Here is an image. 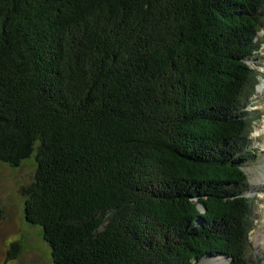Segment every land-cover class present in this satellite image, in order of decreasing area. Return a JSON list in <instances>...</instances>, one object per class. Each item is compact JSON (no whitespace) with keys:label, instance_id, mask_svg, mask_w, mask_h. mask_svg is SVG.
<instances>
[{"label":"trees","instance_id":"trees-1","mask_svg":"<svg viewBox=\"0 0 264 264\" xmlns=\"http://www.w3.org/2000/svg\"><path fill=\"white\" fill-rule=\"evenodd\" d=\"M263 3L0 0V162L34 153L24 216L55 264H259L243 167Z\"/></svg>","mask_w":264,"mask_h":264},{"label":"rangeland","instance_id":"rangeland-1","mask_svg":"<svg viewBox=\"0 0 264 264\" xmlns=\"http://www.w3.org/2000/svg\"><path fill=\"white\" fill-rule=\"evenodd\" d=\"M256 39L259 48L247 60L258 78L246 105L252 117L248 135L252 157L243 170L248 182L244 194L251 200L246 253L249 261L264 264V25L256 33ZM35 168L34 153L16 167L0 162V207L4 211L0 221V264H55L41 226L29 223L24 216L27 195L22 189L33 181ZM14 245L17 250L12 256Z\"/></svg>","mask_w":264,"mask_h":264},{"label":"bare ground","instance_id":"bare-ground-1","mask_svg":"<svg viewBox=\"0 0 264 264\" xmlns=\"http://www.w3.org/2000/svg\"><path fill=\"white\" fill-rule=\"evenodd\" d=\"M261 86V83L259 84V87ZM223 258H214V259H208L207 261H205V263H209V264H212L213 262L215 263H221L223 262L222 260Z\"/></svg>","mask_w":264,"mask_h":264},{"label":"water","instance_id":"water-1","mask_svg":"<svg viewBox=\"0 0 264 264\" xmlns=\"http://www.w3.org/2000/svg\"><path fill=\"white\" fill-rule=\"evenodd\" d=\"M198 208H199L200 210H203V206H202L201 204H198Z\"/></svg>","mask_w":264,"mask_h":264}]
</instances>
